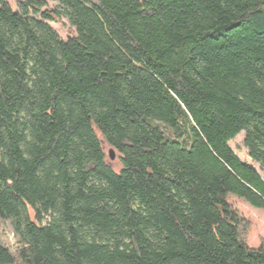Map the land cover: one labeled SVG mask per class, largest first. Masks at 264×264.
Here are the masks:
<instances>
[{
	"label": "trees",
	"instance_id": "obj_1",
	"mask_svg": "<svg viewBox=\"0 0 264 264\" xmlns=\"http://www.w3.org/2000/svg\"><path fill=\"white\" fill-rule=\"evenodd\" d=\"M52 1L0 0V264H264V0Z\"/></svg>",
	"mask_w": 264,
	"mask_h": 264
},
{
	"label": "rangeland",
	"instance_id": "obj_2",
	"mask_svg": "<svg viewBox=\"0 0 264 264\" xmlns=\"http://www.w3.org/2000/svg\"><path fill=\"white\" fill-rule=\"evenodd\" d=\"M13 7L16 6L17 0H9ZM49 8H53L56 3L52 0H46ZM52 27L58 32L60 37L67 39L69 36L74 35V29L69 25L66 19L60 21L51 22ZM101 139L102 146L107 155V159L110 162L111 166L119 171L121 169L120 155L118 152H115V158L110 159V150L111 148L105 140L99 134ZM244 133L239 134L234 140L230 142V146L234 152L239 156V158L245 162L252 163V160L248 156L247 149L243 143ZM258 168V165L255 164ZM229 202L233 205L234 208L238 209L239 212L249 221L250 227L248 232L247 241L249 246L257 248L262 243H264V208H257L249 204L243 198H240L236 195L229 196ZM9 241H12V234L8 235Z\"/></svg>",
	"mask_w": 264,
	"mask_h": 264
},
{
	"label": "water",
	"instance_id": "obj_3",
	"mask_svg": "<svg viewBox=\"0 0 264 264\" xmlns=\"http://www.w3.org/2000/svg\"><path fill=\"white\" fill-rule=\"evenodd\" d=\"M115 158V152L114 149L110 150V159L113 160Z\"/></svg>",
	"mask_w": 264,
	"mask_h": 264
}]
</instances>
